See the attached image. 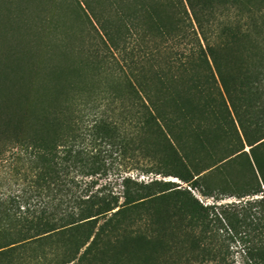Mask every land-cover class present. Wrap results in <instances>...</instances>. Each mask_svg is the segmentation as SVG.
<instances>
[{
	"label": "trees",
	"instance_id": "1",
	"mask_svg": "<svg viewBox=\"0 0 264 264\" xmlns=\"http://www.w3.org/2000/svg\"><path fill=\"white\" fill-rule=\"evenodd\" d=\"M35 1L0 0V264H264V0ZM235 164L261 197L217 203Z\"/></svg>",
	"mask_w": 264,
	"mask_h": 264
},
{
	"label": "rangeland",
	"instance_id": "2",
	"mask_svg": "<svg viewBox=\"0 0 264 264\" xmlns=\"http://www.w3.org/2000/svg\"><path fill=\"white\" fill-rule=\"evenodd\" d=\"M40 2V3H39ZM35 1L31 5H29V10L32 11L34 14H41L47 15V14H59L65 15L66 18L70 19L72 22H77L74 18V9H75V3L73 0H40ZM245 150H248V147H245ZM4 167L0 166V174L3 173ZM228 174L225 175V177H220L218 175L213 176L212 182L214 185L219 186V189L223 190L218 195L220 199L216 200L217 203H227V202H244L247 199H254L261 197L262 192L264 193V185H261L262 192L256 195H245L243 197H238L236 194L240 192H245L250 188L251 181H252V175L249 172V170L245 167L240 166L239 164L233 165L229 170L227 171ZM127 175H130L132 177H135L139 181L143 182H149L153 179L157 180H169L177 182L179 185L184 186L185 183L178 180L176 177L173 176H164L162 174H157L155 172H148L144 173L140 170H132ZM225 179V180H223ZM105 183V182H100ZM114 184V190H119L120 186L117 184ZM194 194L204 203H212L215 201L214 197H204L202 196L197 190H192ZM234 194V195H230ZM235 256H237V260H239V255L235 253Z\"/></svg>",
	"mask_w": 264,
	"mask_h": 264
}]
</instances>
